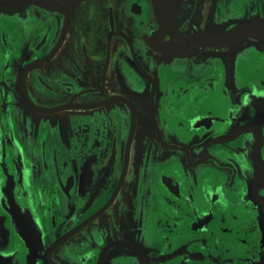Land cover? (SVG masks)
<instances>
[{"label":"flooded vegetation","instance_id":"1","mask_svg":"<svg viewBox=\"0 0 264 264\" xmlns=\"http://www.w3.org/2000/svg\"><path fill=\"white\" fill-rule=\"evenodd\" d=\"M184 37L264 0H173ZM155 0L0 3V264H264V39L174 44Z\"/></svg>","mask_w":264,"mask_h":264},{"label":"water","instance_id":"2","mask_svg":"<svg viewBox=\"0 0 264 264\" xmlns=\"http://www.w3.org/2000/svg\"><path fill=\"white\" fill-rule=\"evenodd\" d=\"M85 0H0V3L10 4L17 2L32 3L39 6L47 7L53 10L68 13L70 8ZM158 7V12L161 21V29L173 31L175 38L172 46H164L165 51L169 49L180 50L192 45H208V46H221L229 45L243 37L255 36L264 39V21L262 20H249L241 23L227 31L220 33H195L191 36L184 37L174 27L171 19V7L173 0H155Z\"/></svg>","mask_w":264,"mask_h":264}]
</instances>
